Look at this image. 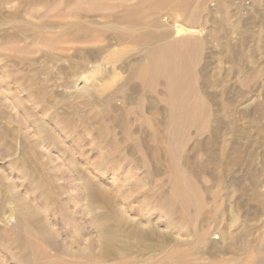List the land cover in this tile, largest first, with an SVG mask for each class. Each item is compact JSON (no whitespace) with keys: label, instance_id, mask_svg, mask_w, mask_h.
I'll return each mask as SVG.
<instances>
[{"label":"rangeland","instance_id":"374dc122","mask_svg":"<svg viewBox=\"0 0 264 264\" xmlns=\"http://www.w3.org/2000/svg\"><path fill=\"white\" fill-rule=\"evenodd\" d=\"M7 1L0 0V132L3 133V135L0 133V189H5H1L0 199H3L8 211L0 212L2 213L0 215V243H10L9 235L15 240L16 237L14 236L18 231L24 233V228L20 226L19 229V226L13 225L16 224V217L15 213L13 214L14 210L11 208L16 203L13 201L16 198L12 197V200H10V197L5 198L1 194L2 191H8V193L10 191L9 194H6L13 196L16 191L17 193L19 191L21 193L25 192L24 186H39L37 181L25 182L22 179V170H20L22 165H19L20 161L17 156L20 152L28 149V142L30 144L31 140H37L38 136H41L42 132L39 133L37 126L34 125L35 122L30 124V121L32 123L35 119L43 116L45 129L47 128V130L53 132L54 137L49 147L45 145L44 148L38 146L36 151L40 150L43 154L50 152L49 155L54 156L57 166L66 171H64L66 177L63 178L64 180L61 179L60 182H68L69 205L63 209L51 210L50 216L51 227L58 233V244L62 248H67L68 252L64 250L57 254L52 249L47 248V253L49 252L50 256L46 254L41 259L42 261L37 260L35 264H44L42 263L43 260L49 261L47 264L50 261L52 264H83L80 260L81 257L76 256L75 252L82 249L88 242L93 243L97 248V231L90 223V206H88L85 186L81 183L82 177L86 175L88 177L87 182L93 188L102 187L107 196H111V209L116 210L118 214H123L124 218L132 220L131 222L140 221L143 216L147 215L151 219L159 216L157 219L158 225L156 226L163 234L164 244L163 248L156 252L159 256L164 257V264H186V259L222 262V264L225 262H227L226 264H264V252L259 250L261 246L264 248V212L253 197L255 189L264 192V0H196L197 3L189 0L188 4L180 8L178 14H173L170 7L181 0H173V3L171 1L172 5L169 3L168 6L157 8L156 20L159 21V26L148 28L149 30L169 34L160 43L186 36L193 37L202 43L201 54L194 63L193 76L197 80L199 97L209 105L211 114L207 116L206 125L201 130L196 131L194 126L184 128L189 140L180 153L181 156L176 157V160L179 161V163L177 162L178 167L185 172L188 178L192 179L197 192L205 199V205L202 209L203 214L199 218L198 224L197 221L194 222L193 220V209L191 207L185 208L180 204L179 200L176 199L175 190L172 189L171 173L174 174V172L169 171L167 159L169 149L173 154L175 153L172 151L173 148H170L166 142L163 144L160 158L156 161L150 158L149 151L151 147L147 143L149 145L147 150L146 144V148L144 147L142 151L146 152L143 153L145 154L146 164L145 160L137 161L138 154L126 156L127 149L135 148V152H140L137 146L133 147L129 142H126V144L120 143V152L126 156L125 165L105 164L106 169L104 170L95 168L96 163L93 164V162H96L99 148L92 146L90 143L88 144L93 133L95 132V135L98 129V122L93 121L94 111L96 115L98 112L109 108L108 105L111 102H113L111 104L116 102L114 105L122 106V108L136 109V104L125 102V97L129 94H132L134 98L140 96L145 98L147 103L146 113L150 116V109L153 107L152 96L149 94L146 96L144 94L138 95V88L136 87L141 85L140 80L135 79V81L133 80L126 85L125 78H128L132 65L138 59H145L147 51L154 44L146 43L138 46L129 42H125V44L118 42V44L111 37L112 35H106L104 38L100 36L98 44L104 42L111 44L110 51L112 52V58L116 59V63L114 61L112 65H108L107 59L102 60L99 67L106 72V77L99 74L98 76L96 73L90 72L96 62L91 60L86 53L85 55L82 53V58L80 56L79 49L86 43L63 41L60 46L67 48L65 53H62V51L54 50L43 42L49 35L58 37V35L65 33V29H61V27L63 28L62 25H64L65 20L70 18L66 17L64 19L63 17L52 16L53 14L46 16L43 15L41 10L38 11L37 15L35 13L32 15L27 13L26 10L31 7L30 5L47 4L53 8H61L60 11H63V6H66L68 0ZM129 1L131 2V0H128L126 3L130 4ZM134 1L137 2L138 0H132L133 3H135ZM119 4L124 3L118 1L115 3V10L118 13H120L119 10H123V5ZM17 10L21 12H19V15ZM189 10L193 11L194 16L190 22L185 23L184 16ZM99 18V16H96L95 19L99 23L102 19L103 22L104 19ZM83 19L84 22L91 20L89 17ZM108 19L110 20L111 17ZM42 23L46 27L44 25L39 28ZM53 23L55 26H53ZM16 24H21V26L17 25V28H15ZM179 24L184 27L190 25L191 29L178 31L177 27L181 26ZM65 38V36L61 37L62 40H65ZM13 47L18 51H15ZM46 51L48 52L45 53ZM80 60H84L83 66L77 65L76 62ZM29 61L31 62L30 65H28ZM124 61L128 64L123 65L122 62ZM125 66L131 69L128 71ZM13 69L18 71L20 75L23 74L26 79L28 77V79L35 81H32L34 85L38 81L43 83V85H32L31 92L34 94L32 96L34 99L39 98L41 103L49 106L46 113L47 119L45 115L39 112L41 103L38 105L32 102L27 97L28 92L24 88L16 86L14 76L10 77L8 75V70ZM74 71L75 73H73ZM53 77L54 79H52ZM104 83H106V87H104ZM158 88L165 89V84H160ZM116 90H119L118 96L113 97L110 100L111 102L105 103L103 100L107 101L108 94L114 93ZM121 91L122 93H120ZM11 93H16V97H8ZM43 94L46 96L43 97ZM101 95L102 98L100 99ZM16 99L19 102L14 107L13 104ZM97 100L99 103L103 102L100 103L101 106L98 105ZM193 101L194 98H191L190 102ZM95 102L97 104H94ZM161 106L159 117L163 123L161 127L162 134L166 137L169 135L167 125L169 112L165 103H161ZM91 107L93 108L90 109ZM134 116L136 115H131V118ZM204 117L201 118L203 121H205ZM64 122L73 124L75 128L72 127L65 132H61L60 128L64 126ZM138 123L136 121L134 126L137 133H134V135L141 133L146 138L148 135L138 130L141 126ZM113 124L111 120H108L105 133L113 132L118 143L125 141L122 138V136L124 137L122 130ZM87 128L88 132L86 131ZM107 128L111 129L108 130ZM180 128L182 127L178 126L174 134H179L177 131ZM93 129L96 130L93 131ZM108 144L110 145L111 142H108ZM77 146H83L85 153L88 155L91 153L89 156H92V158L87 160V163L85 156H80L83 154L79 152ZM6 148L13 150L14 160L11 161L17 164V167L13 168L11 161L2 158ZM44 149L48 151L46 152ZM58 155H61V157H57ZM51 165L55 166V164ZM129 167L132 169L131 173L126 170ZM148 172L151 176L155 175L154 181L156 180V184L155 182V185L152 183L153 191L160 195L172 196L175 209L171 216H169L166 206L155 208L154 203L146 201L149 205L147 207L141 205L140 199L142 198L132 201V195L125 198L126 203L120 201L122 196L119 193L124 188L121 185L124 182L127 183V181L144 184L146 181L142 178H145V173ZM177 181L181 186L186 185L182 179H177ZM24 195L29 196L30 199L33 196L29 193ZM193 199L194 194L189 193L187 200L192 203ZM101 203L103 206L94 210L95 215L106 213L102 198ZM65 214H70L75 221L72 226L68 225V232L65 231L66 226L62 220ZM169 218L170 221L172 219L176 221L172 226L173 229L167 226L169 225ZM12 226L15 227L13 233L8 235L9 231H12ZM109 226L113 228L115 222L110 221ZM72 227L77 228L72 229ZM8 228L9 231H7ZM126 229L128 230L129 227ZM244 231L248 233L250 246L243 245L245 244L242 236ZM203 233H206V239H204ZM123 239L126 238L120 237L117 242L120 243V240ZM19 243L18 240L17 245L0 248V264H29V257L23 260L17 255L25 252L18 245ZM15 255L16 257H14ZM48 257H50V260Z\"/></svg>","mask_w":264,"mask_h":264},{"label":"bare ground","instance_id":"6f19581e","mask_svg":"<svg viewBox=\"0 0 264 264\" xmlns=\"http://www.w3.org/2000/svg\"><path fill=\"white\" fill-rule=\"evenodd\" d=\"M117 1L119 3L123 2L124 4H126V5L122 4L123 10L122 9L119 10L120 13H118L115 10L116 8L115 3ZM126 1L128 0H68L66 3V6L65 7L63 6L64 8L63 11H60L61 8H58V7L53 8L47 4H42L40 6L30 5L31 7L29 9H26L28 12L26 10L25 11L29 14L33 15V13H35L37 15V13H39L38 11L41 10L43 11V15H46V16H50L53 14L52 16L63 17L64 19H66V17L70 18L69 20H65L64 25H62L63 28L61 27V29H65L64 31L65 33H62L60 36L58 35V37L49 35L46 37V39L43 42L45 45L49 46L50 48L54 50L62 51V53H65V50L67 48V47L60 46V44H62L63 41H66V42L70 41V43L72 41H79V42L81 41V43H86L85 45L83 44L84 46L81 49L78 48L81 52L80 56L82 58L83 55H85L86 53L87 56L91 60L96 62V64L93 65L92 68L90 69V72L96 73L97 75L98 74L105 75L106 77V72L103 71L99 67V64H101L102 60L105 61L107 59L108 65H112L114 61L116 60L115 58L114 59L112 58V52L110 51L111 50L110 43L104 42L102 44L101 43L98 44L100 36L104 38V36L106 37V35H110V36L112 35L111 37L114 38L117 41V43L123 42L125 44V42H129L130 44H134L137 46L144 45L146 43L154 44L153 47L147 51L145 55V59L143 60L138 59V61L134 63V65H132V70L130 71L128 78H125L126 85H128L133 80L135 81V79L137 81L140 80L141 85L136 87L138 88L137 89L138 95L144 94V96H146L147 94H149L152 96L153 107L150 109V112H151L150 116H148L146 113L147 103H146L145 98H142L140 96H138L139 98H134L132 94L127 95L125 97V102H129V103L134 102L136 104L135 105L136 109L126 108V107L125 109V108H122V106H115L114 104L116 102L114 104H111L113 102L110 101L116 95L118 96L119 90H116L114 93H109L108 96L106 95L107 97L105 96L107 101L103 100L105 101V103L111 102L108 105L109 108L98 112L96 115L94 111L93 121H95L96 123L98 122L97 124L98 129L97 130L93 129V131L96 130V134L94 135L95 132L93 133L90 142L88 141V144L90 143L92 146H96L97 148H99L98 150L100 151H98V153L95 151V153H97L98 155H97L96 162H93V164L96 163L95 168L104 170L106 169V166H104L105 164L125 165L126 156H134L135 154H138L137 161L145 160L144 159L145 154L143 153H146V152H142V151L144 147L146 148L147 143L151 147L149 151L150 158L156 161L158 160V158H160V155L163 151V144L164 142H166V144L169 145L170 148H173L172 151H174L175 153L173 154L171 150L169 149L168 151L169 154H168V159H167V162L169 165L168 166L169 171L174 172V174L171 173L172 180H173V181L171 180L172 189L175 190L176 199L179 200L180 204H182L185 208L191 207L193 209V212H194L193 220L194 222L197 221V224H198L199 218L203 214L202 209L204 208V205H205V199L197 192V188L195 186V183L192 181V179L188 178L185 172L180 167H178L177 162L179 163V161L176 160V157L179 155L181 156L180 153L182 152L184 146L188 143V140H189L187 136V132L184 130V128H186L187 126H194L196 131L201 130L206 125L207 116L211 114L209 105L206 103L205 100L199 97V94L197 92V85H196L197 80L193 76L194 75V63L196 62L198 56L201 54L202 43L198 41L197 39L193 37H189V36L177 38L175 40L168 41L165 43H160V41L163 38L169 36V34H163L162 32H158L157 30L148 29L150 26L154 28H157L159 26V21L156 20L157 13H158L157 8L159 6H165L169 3L172 5V3L175 0L174 1L173 0H138L137 2L134 1L135 3H133L131 0L132 3L129 1L130 4H128V2L126 3ZM193 1L197 3L199 0L198 1L193 0ZM61 2H65V1H61ZM188 2L189 0H181L180 2L177 1L174 5H172V7H170L172 9L170 11H173L172 12L173 14H178L180 8L184 7V5L188 4ZM6 11L8 10L6 9ZM19 12L20 11H18V15L21 13ZM96 16H99L100 18L102 17L104 19L103 22L101 19V23H99L95 19ZM193 16H194L193 11L189 10L187 14L184 16V19H185L184 22L185 23L190 22ZM85 17H89L91 18V20L88 22H84L83 18ZM109 17H111L110 20L108 19ZM42 24L39 26V28H42V26L45 25L44 23ZM17 25L21 26V24H16L15 28H17ZM179 25L181 26L177 27L178 31H181L183 29L187 30L188 28L191 29L190 25H186L185 27L182 24H179ZM53 26H55L54 23H53ZM44 27H46V25ZM30 31H33V30H30ZM50 33H52V31H50ZM64 36L66 38L65 40H62L63 38L61 39V37H64ZM14 50L18 51L16 50V48ZM47 52L48 51H46L45 53ZM141 57H144V56H141ZM23 58H24V55H23ZM125 62L126 61L122 62L124 63L123 65L126 64ZM30 63L31 62L29 61L28 65H30ZM76 63H78L77 65L83 66L84 60H80L79 62H76ZM60 66H57V67H60ZM125 67L127 68V66ZM130 69H128V71ZM8 72H9L8 75L10 77L14 76L13 79L16 83V86L18 85L24 88L28 92L27 97L32 102L39 105V103H41V99L39 98L34 99L32 97L34 95L32 94L33 92H31L32 85H34V83L32 84L33 80L28 79L27 76H26L27 77L26 79L23 74L20 75L19 72L14 69L8 70ZM73 73H75V71ZM52 79H54V77ZM39 82L40 81H38L37 84L35 85L36 86L38 84L43 85L42 82L41 83ZM163 83L165 84V89L161 90L158 87L160 86V84L162 85ZM104 87H106V83H104ZM41 92L44 93L43 91ZM120 93H122V91ZM25 96H26V93H25ZM45 96L46 95H44L43 97ZM8 97L10 98L16 97V93H11L10 95H8ZM101 98H102V95L100 99ZM191 98H194L193 102H190ZM15 101L16 102L14 104L12 103L13 106L14 105L17 106L18 104L17 102H19V100L17 99ZM100 103L98 101V105H100ZM161 103L163 104L165 103L168 109V112H169V116L167 119L169 135H167L166 137H164L162 134L161 127L163 123H162V119L159 117L160 112H161V107H162ZM94 104H97V103L95 102ZM94 107H96V105H94ZM92 108L93 107H91L90 109ZM48 109H49L48 105H44L43 103L40 104L39 112L42 115H45L46 119H47L46 113ZM134 114L136 116L131 118V115H134ZM202 116H205L204 117L205 121L201 119ZM42 118L39 117L35 119L34 121H32V123L30 121V124H34L35 122L34 125L37 126V130L40 131L39 133L42 132L41 136L39 135L37 140L29 139L31 140V143L30 144L29 142L27 143L28 149L26 151L20 152V154L17 156V158L20 161L19 165H22L21 167L22 169H20L22 170V179L25 182L37 181L39 182V186H29V187L24 186L25 192L21 193L19 191L17 193L16 191L15 192L16 194H14L13 196L8 195L10 191L9 193L8 191H2V194H1L2 197H5V198L10 197V200H12V197L16 198L13 200L16 203L13 205V208H11L14 210L13 214L15 213V217H16V221H15L16 224H13V225L19 226V229H20V226L24 228V233H19L20 231L16 229L18 233H16V235L14 236L16 237L15 240H13V238H11L9 234L13 233V228L15 227L12 226L11 232L9 231V228H8L7 231H9V233L8 232L7 233L10 237L9 239L10 243L1 242L0 248L4 246H12L14 244L17 245V241L19 240L20 243L18 245L21 246V248L25 252L23 253L21 252L20 254H17V255H19V257H21L20 259H23V260L29 257L30 259L28 261L29 264H35L37 260L43 259V257L46 256V254H48L47 256H50L49 252L47 253V248L52 249L57 254L58 252L60 253L64 250L68 252L67 248H62L58 244V241H57L58 233L56 230H53L51 227L52 222H51V216H50L51 210H59L60 208L63 209L65 207H68L69 205L68 196L70 195V193L68 190L69 188L68 182L67 183L64 181L60 182L61 179L66 177L65 176L66 171L64 170L65 171L64 172L63 168H59L57 166L58 164L55 163L56 159L53 158L54 156H52L51 154L49 155L50 152L48 153L47 152L48 150L46 151L44 149L47 152V154H43V152L40 150H38V152L36 151L37 150L36 147L38 146H42L44 148V145H45L49 147L51 145V140L54 137L53 132H51L50 130H47V128L45 129L44 123H43L44 121ZM108 120H111L117 127H119V129L122 130L124 137L122 135L120 136H122V138H124L125 141L120 140L121 142L118 143L115 140L113 132L105 133V129L107 126L106 124ZM136 121L137 123L139 122L141 126H142L141 123L144 124L141 128V126L138 123V125L140 126V127L138 126L139 127L138 130L141 131L142 133H146L148 135L146 138H144L141 133L136 136L134 135V133H136L135 132L136 130L134 129ZM64 123H65L64 126L60 128L61 132H65L66 130H69L72 127H74L73 124L71 125L68 122H64ZM178 126L182 128H180V130L177 131L179 134L177 133L174 134ZM88 128L86 129V131L88 130ZM107 129L109 130L111 128H107ZM18 132L20 133L21 131H18ZM1 134L3 135V133ZM75 139H78V138H75ZM108 142H111V144L107 145ZM126 142H129V144L131 143V146L133 147L137 146L140 152H135V148L133 149L129 146L131 149L126 150V153H127L126 156H124V154L122 155V153L120 152L121 151L120 143L126 144ZM148 144H147V147H148L147 150L149 149ZM76 148L79 150V152H81V154H83L80 156L82 157L85 156L86 163H87V160H90L92 158V156H89L91 153H89V155L85 153V148L83 146H77ZM13 153H14L13 150H11L10 148H6L5 152H3L2 154V158H7L9 161H11L12 159L14 160ZM45 155L47 156L46 158H45ZM57 157H61V155H58ZM134 158L136 159V157ZM92 160H95V159H92ZM15 162L17 163V161ZM97 162H100V163H97ZM138 163L140 164V162ZM51 164H55V166H52ZM145 164H146V160H145ZM12 165H13V168L17 167V164H15L14 162H12ZM126 170L130 171V173L132 171L130 167ZM154 177H155L154 174L153 176H151V174L148 172V173H145V178L141 177L143 180L146 181V183L144 184H140L136 182H128V181L127 183L124 182V184L121 185L124 188L119 193L121 194L120 196H122L120 201H123L124 203H126L125 198L132 195L133 197L132 201H135L137 198H142L140 199L141 205H144L147 207H149L147 202L154 203L155 208H161L162 206H166L168 208V214L169 216H171V214L173 213L175 209L174 200L172 196L160 195L153 191L152 183L153 185L156 184V180L154 181ZM87 179H88L87 175L83 176L81 179V183L83 186H85V189H86L85 192L88 198V206H90V221H91L90 223H92V225L96 228L97 240H98L96 245L98 246L96 248V246L93 243L88 242L86 243L84 247H82V249L77 250V252H75L76 256L78 255L81 257L80 260L83 262V264L84 263L86 264H164V261H165L164 257L159 256V254L156 252L157 250L163 248V244H164V240L162 239L163 234L160 233V231L158 230L156 226L158 225L157 219L159 218V216H155L153 219H151L150 216L147 215V216H143V218L140 221L131 222L132 220L128 218H124L123 214H118L116 210L114 211L113 209H111L112 208L111 196H107V193L102 187L96 186L97 188H93L92 185L87 182ZM177 179L178 180L182 179L186 185L181 186L178 183ZM1 189L3 190L4 188H1ZM23 193L24 194L29 193V194H32L33 196H31L32 198L30 199L28 198L29 196L26 197V195H24ZM189 193L194 194V199L192 203H190L187 200V195ZM253 197L256 200L255 202H257V205L264 212V192H260L257 189H255L253 192ZM101 198H102V202L105 204L104 207H105L106 213L95 215L93 213L94 210L103 206V204L101 203ZM130 201L128 202V204L130 203ZM6 210H7V207L3 199H0V212L3 213ZM2 213H0V215ZM62 220L66 226L65 231L67 232L69 231V229H67L68 225L72 226V224H75V221L71 217L70 214H65ZM110 221L115 222V226L113 228L109 226ZM175 222L176 221H174L173 219L170 221V218H169V222H168L169 225L167 226L172 227ZM127 227H129L128 230L126 229ZM76 228L72 227V229H76ZM205 234L206 233H203L205 237L204 239H206ZM242 236H243V241L245 243L243 245L250 246V244L248 243L249 238H248L247 231H244ZM120 237H124L126 239L120 240L121 242L118 243L117 241L120 239ZM11 239H12V243H11ZM127 239L128 240L131 239L132 241H128ZM259 250L264 252V248L262 246L259 248ZM11 256H12V253H11ZM14 257H16V255ZM48 259L50 260V257H48ZM48 262L47 260H43L42 263L47 264ZM185 263L186 264H222V262L196 261L194 259H190V260L186 259ZM226 263L227 262H225L224 264ZM49 264H52V262L50 261Z\"/></svg>","mask_w":264,"mask_h":264}]
</instances>
